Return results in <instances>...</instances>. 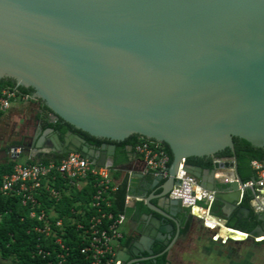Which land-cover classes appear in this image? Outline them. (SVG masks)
I'll list each match as a JSON object with an SVG mask.
<instances>
[{
    "label": "water",
    "instance_id": "water-1",
    "mask_svg": "<svg viewBox=\"0 0 264 264\" xmlns=\"http://www.w3.org/2000/svg\"><path fill=\"white\" fill-rule=\"evenodd\" d=\"M0 79L33 89L51 109L50 121L104 139L97 147L72 130L62 139L47 127L37 148L49 139L50 151L112 166L120 163L114 142L131 135L168 144L169 176L150 175L161 192L136 195L164 218L177 222L187 209L170 195L181 163L215 191L226 224L233 213L242 219L251 212L240 202L234 138L264 149V0H0ZM226 148L234 156L216 157L212 169L187 161ZM23 151L12 146L10 155ZM228 168L235 177L220 183L225 192L204 183ZM258 216L262 224L244 232L249 237L264 232V213ZM154 223L119 264L147 260L144 252L164 243L174 225L157 216ZM178 232L165 240L168 248Z\"/></svg>",
    "mask_w": 264,
    "mask_h": 264
},
{
    "label": "trees",
    "instance_id": "trees-1",
    "mask_svg": "<svg viewBox=\"0 0 264 264\" xmlns=\"http://www.w3.org/2000/svg\"><path fill=\"white\" fill-rule=\"evenodd\" d=\"M6 87H17L20 91L30 95L33 93V89L31 88L16 86L12 79H0V90ZM43 110L46 115L52 113L51 109L45 104H43ZM45 127H53L62 139L68 130H72L81 134L97 147L104 142V139L91 136L84 131L76 129L61 118L56 121L46 119ZM140 139L148 140L138 134H134L124 141L114 142L116 143L118 153L120 154V156H118L119 160L126 157L128 146L132 144L134 149L136 143ZM107 142L112 143V141L109 140H107ZM234 143L240 176L244 181L250 180L251 178H254L256 174L252 167V161L260 160L264 162V149L255 147L249 141L239 137L234 138ZM161 145L169 153V164H171L173 155L169 145L166 143H161ZM67 154L68 153H52L40 155L37 158L26 160L23 164L35 162L59 163ZM233 156L234 153L232 150L226 148L214 156H193L187 159V161L192 164L201 165L204 168L212 169L216 157L232 158ZM19 162V159L7 158L4 162L0 163V184L2 183L4 176L10 174L15 165ZM55 174L57 180L54 186L61 191L60 196L54 198L45 187H41L35 194L36 199L40 204L34 207L37 212H40L41 210L46 212V215L55 227V235L47 236L44 233L36 231V226H44V221H40L37 217H32L30 215L31 204H23L22 195L12 191L7 192L0 190V254L2 257L14 258L21 264H58V254L60 252H68V264H87L88 261L85 259V255L81 253V247L83 246V230L77 228V222L82 219L84 214L85 218L83 217V220L87 221L89 216L96 213L95 208L90 207L89 204L96 191L95 184L98 181V177L90 175L84 180L83 185L71 186L67 185L66 180L58 173ZM123 186H119L117 191H110L107 195L112 205L105 209L114 212L115 215L126 211L124 206L126 191ZM140 204L143 203L140 201ZM242 205L251 208L249 215L238 222L233 218L228 219L227 225L235 226L237 230L243 232H251L262 224V220L259 219L258 213L251 207L250 193H247L244 196ZM211 213L213 215L223 216L219 201H214L211 207ZM58 219H62L63 226H55V222ZM222 229L224 232V225H222ZM234 232L236 231L234 230ZM238 236H240L238 233L232 235L233 238ZM58 237L62 239L64 248L61 247V244L59 245L56 243ZM257 242L262 243V241ZM40 248L50 252V254H46L45 256L40 254ZM160 260L161 264H168L166 255L160 258Z\"/></svg>",
    "mask_w": 264,
    "mask_h": 264
},
{
    "label": "built area",
    "instance_id": "built-area-1",
    "mask_svg": "<svg viewBox=\"0 0 264 264\" xmlns=\"http://www.w3.org/2000/svg\"><path fill=\"white\" fill-rule=\"evenodd\" d=\"M32 100H35L32 95L20 91L17 87L3 88L0 90V113L7 111L14 102ZM134 149L141 155L149 172L155 175L162 174L164 179L169 176L170 155L160 142L140 139ZM252 167L256 173L255 177L244 181L241 186L240 202H242L247 193H250L251 207L257 213H264V162L253 160ZM110 168L111 165L98 166L93 164L80 152H69L59 163L35 162L16 164L13 171L4 176L0 184V190L12 191L22 195L23 204H31L30 215L37 217L40 221H44V226H36V231L50 236L56 234L54 225L44 210L37 212L34 208L40 204L35 196L38 190L41 187H45L54 198H58L61 191L54 186L57 180L55 173L63 177L66 180V184L71 186H81L90 175L97 176L96 191L89 204L90 207L95 208L96 213L89 216L87 221L83 220V217L85 218L84 214L82 219L77 222V228L83 230L81 253L85 255V259L88 261L87 264H119L120 262L116 258V248L118 241L123 236L121 224L124 222L126 215L124 212L115 215L114 212L105 209L112 205L107 197L108 193L119 189V186L113 182L110 175ZM176 178L180 182L173 188L170 195L173 198L180 199L185 207L192 209V212L195 208L202 211L205 224L215 231L214 239H221L225 243L231 238L234 242L238 240L233 239L232 236H220L219 231L222 229L220 220L214 225L207 223L206 215L210 214L214 217L211 213V207L216 199L215 191L201 186L198 178L184 168V163L180 164ZM244 188L246 191H244ZM134 198L136 200L140 199L139 197ZM131 199H133L132 196H126V205ZM55 226H63L62 219H58L55 222ZM224 226L234 230L226 224V221ZM244 234L246 236L245 239H248V233ZM254 238L256 241H261L264 236L258 235ZM56 243L61 244V247L64 248L61 238L58 237ZM39 253L44 256L50 254L43 248L39 249ZM68 255V252H60L58 254V264H68Z\"/></svg>",
    "mask_w": 264,
    "mask_h": 264
},
{
    "label": "crops",
    "instance_id": "crops-1",
    "mask_svg": "<svg viewBox=\"0 0 264 264\" xmlns=\"http://www.w3.org/2000/svg\"><path fill=\"white\" fill-rule=\"evenodd\" d=\"M51 118H52L51 113H48L46 115L43 110V104L40 101H36V100L14 102L7 111L0 113V163L4 162L7 158L13 159V157L10 155V148L12 146H15L17 144L19 146V144L25 142V140L30 141L31 139L32 141L33 140L36 141V139L44 131L46 119L50 120ZM30 150L31 153H29V155H31L32 158H37L40 155L52 154L49 153L48 151L49 149L47 147L44 148L38 147L36 151L34 150V148L31 147ZM29 155H24L23 158L19 159L20 161L19 163H25L26 160L30 159ZM150 174L152 173L147 170L146 164L144 163L141 155L138 154L135 151V149H133L132 151H129V149H127L126 157L120 160V163L118 165H112L110 168V175L113 179V182L116 183L118 186L124 185L123 187H125L126 196L130 195L133 197V199L129 201L128 205H126V202H124V206L126 208V211L124 213L126 215V218L124 222L121 224V229L122 232L124 233V237L118 241L116 248V258L119 259L120 262L121 260L126 261L125 256L128 255L127 250L129 247V239L127 238L129 233L132 232L133 228H135V225H143L146 220V216L145 215L141 216L139 215V213L136 215L137 217L135 216L134 218L133 214L136 211L132 206H133V200H135L134 197H136L137 195L135 192V186L142 179L143 175L145 176ZM210 177L211 175L209 174V176L207 177L208 180H205L204 183L210 185V183L214 182V184L220 186V191L225 192L226 186H221L220 183L233 179L235 177V174L233 169L228 168V169L217 170L216 173L212 175L211 181H209ZM201 181L202 180H199V183H201ZM125 201H126V197H125ZM195 209H193V222L195 227L193 230H190L189 236L181 237L178 240L176 239L177 241L175 240L172 248L171 263L184 264L183 262L186 263L191 262L192 264H229L228 261L225 259L226 256L224 255L222 250L218 248V246H226L227 242L225 243L221 241V239L216 240L213 238L212 232L214 231L211 230L205 224L203 218L204 216L203 212L200 210L199 212L195 211ZM138 216L140 217L139 218L140 221H138L137 224L136 220L138 219ZM206 216H207V223H210L212 225L218 223L219 222L218 220L221 221L220 225H224L222 222L225 223V220L221 218L224 217V215L223 216L214 215L213 217L210 214H208ZM231 218L236 219L237 222L241 220L235 217V213L231 214V216L228 217L227 219H231ZM141 220H143L144 222H142ZM198 226L199 228L203 229V232L198 233V235H196L197 239L196 241H194L193 238L195 236L194 231ZM235 233L236 232H234V230H230L227 227H225L224 235L220 233V236L230 237L232 235H235ZM165 234L167 238L172 239L171 237H174L176 234L175 228H172L168 233ZM258 235L264 236V232H260L253 237H249V239L253 238L254 240V241L252 240L253 242L260 244L254 238ZM229 241L233 242L234 244L238 242V241L234 242L232 240ZM195 243H196L195 246L197 248L193 247L194 250H192V246ZM206 244H208L211 247H205ZM214 247H216L215 250ZM196 252L197 254H195ZM198 256L203 257V260L198 259L197 258ZM209 257L210 258L212 257V259H209ZM252 260L253 258L245 257V259L243 258L242 262L244 261V264H248V263L253 264ZM0 264H21V263L15 260L14 258H4L0 254ZM234 264H236V261Z\"/></svg>",
    "mask_w": 264,
    "mask_h": 264
},
{
    "label": "flooded vegetation",
    "instance_id": "flooded-vegetation-1",
    "mask_svg": "<svg viewBox=\"0 0 264 264\" xmlns=\"http://www.w3.org/2000/svg\"><path fill=\"white\" fill-rule=\"evenodd\" d=\"M46 128L47 127H45L44 130ZM37 141H38V138L36 139V141H34V140L32 141L30 139V141L29 140H25V142H22L21 144H19V146H24V151L21 152L18 155L17 158L21 159V158L24 157V155H29V153H31L30 148L31 147L32 148H36V142ZM15 146H18V144L15 145ZM52 146L53 145L50 142V140L47 139L45 141V143H44V146L42 148L47 147L49 149V153H59V152L50 151ZM116 151H117L118 156H120V154L118 153L117 148H116ZM29 158L32 159L31 155H29ZM150 175H145L144 177H142V179L135 186V192H136L137 195H141L142 196V195H149V194H151L153 192L156 193V194L161 192L160 188H157V187L152 188L153 179L151 178ZM140 201L143 204H140ZM152 202L156 203L157 200L153 199ZM132 207L136 211L133 214L134 218L139 213V215H141V216L145 215L146 216V220H145V222L143 220H141L142 222H144V224L143 225H135V228H133L132 232L129 233L128 238H127V239H129V245H130V243L133 240L141 239V237L146 233L147 230L148 231H152L153 230L154 225H155V223H154V217L155 216L160 218V224L161 225H170V224L174 225L173 228H175V233H177L176 231H179L178 232V236H177V240L179 238H181V237L189 236L190 230H193L194 227H195L194 222H193V212H192L191 208H187L185 211L179 213L178 216L176 217L177 218V222H174L172 220L164 218L159 213H157V212L153 211L152 209L148 208V206H147V204L145 203L144 200H136V199L133 200V206ZM139 218L140 217L138 216V219L136 220L137 224H138V221H140ZM214 233H215V231L212 232V235H214ZM123 237H124V233H123L122 238ZM163 239H164V243H162V242H160L158 240H156L153 243L152 247L154 249V253L152 255H149L147 252H144V254L142 256L143 257L151 256L149 259L139 261V262H137V264H161L160 258H162L164 255H166V258L168 260V264H172L171 261H172L173 244L171 245L170 248H168V244L169 243L167 244L165 242V240H167L168 238L167 237L166 238L163 237ZM233 239L242 240L243 238L241 236H238V237L233 238ZM252 240L253 239H249L248 238V239L236 242V243L239 244L238 247H240L241 245L245 246V247H248L250 245L257 244L256 242H253L254 240L253 241ZM261 241L264 242V239H261ZM206 246L211 247L208 244H206ZM238 247L229 245L227 250H225V253H224V255L226 256L225 259L228 261L229 264L235 263V258L234 257H235L236 250H237ZM215 249H216V247H214V250Z\"/></svg>",
    "mask_w": 264,
    "mask_h": 264
},
{
    "label": "rangeland",
    "instance_id": "rangeland-1",
    "mask_svg": "<svg viewBox=\"0 0 264 264\" xmlns=\"http://www.w3.org/2000/svg\"><path fill=\"white\" fill-rule=\"evenodd\" d=\"M222 223L225 224L224 222H222ZM200 232H203V229L199 228V226H198L196 228V230L194 231V235H195L193 237L194 241H196V239H197L196 235H198V233H200ZM219 233H222L224 235V232L222 231V229H220ZM195 245H196V243L193 244L192 250H194V248H197ZM229 245L238 247L239 244L238 243L234 244L233 242L228 241L226 243V246H218V248L221 249L223 253H225V249L227 250ZM205 247H208V246H205ZM192 253H194V252H192ZM195 254H197V252ZM245 257L253 258V260H252L253 264H264V242H262L260 244L250 245L248 247H245L242 245L240 247H238L236 250L235 257H234L236 264H244V261L242 262V260H243V258L245 259ZM197 258L203 260V257L198 256ZM209 259H212V257L211 258L209 257ZM183 263L184 264H192L191 262H189V263L183 262Z\"/></svg>",
    "mask_w": 264,
    "mask_h": 264
},
{
    "label": "bare ground",
    "instance_id": "bare-ground-1",
    "mask_svg": "<svg viewBox=\"0 0 264 264\" xmlns=\"http://www.w3.org/2000/svg\"><path fill=\"white\" fill-rule=\"evenodd\" d=\"M195 211H198L199 212V210H197V209H195ZM235 231H236V233H238L243 239H245V234L242 232V231H239V230H237V229H234Z\"/></svg>",
    "mask_w": 264,
    "mask_h": 264
}]
</instances>
